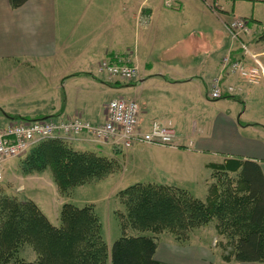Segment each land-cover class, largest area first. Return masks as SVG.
<instances>
[{
  "label": "crops",
  "instance_id": "0c3cea01",
  "mask_svg": "<svg viewBox=\"0 0 264 264\" xmlns=\"http://www.w3.org/2000/svg\"><path fill=\"white\" fill-rule=\"evenodd\" d=\"M227 2L231 0H177L168 6L166 0H28L14 7L10 0H0V65L10 67L8 82L3 78L2 84L7 86V101H23L20 108L4 111L0 121L81 116L101 123L110 99L132 98L140 105L144 128L154 120L170 123L180 145L149 144L169 153L155 152L148 167L153 178L134 183L171 185L194 195L191 186L200 179L189 178L187 168L200 164L205 169L200 199H205L214 167L228 159L258 162L264 175V112L254 104L264 95V80L250 84L222 71L223 56L239 54L225 27L233 15L251 21L247 42L263 64L264 30L259 31L261 23L254 17L236 14L238 1ZM213 3L217 12L207 7ZM115 54L139 67L136 79L124 82L97 74L98 63ZM221 73L223 87L233 85L236 90L211 99V82ZM110 91L113 96L102 101L97 97ZM220 100L227 108L212 112ZM74 141L78 150L113 160L122 150L112 141L86 135ZM16 162L8 160L3 175H11L8 171ZM217 237L213 225L192 230L186 241L171 234L167 249L158 242L155 258L171 264H232L220 246V259L208 256L210 240Z\"/></svg>",
  "mask_w": 264,
  "mask_h": 264
},
{
  "label": "trees",
  "instance_id": "16d2710c",
  "mask_svg": "<svg viewBox=\"0 0 264 264\" xmlns=\"http://www.w3.org/2000/svg\"><path fill=\"white\" fill-rule=\"evenodd\" d=\"M25 159V173L50 171L62 194L116 170L112 158L78 150L59 136L36 143ZM118 202L122 232L108 244L92 204L64 203L54 225L34 201L0 193V264H171L155 258V234L167 231L186 241L192 230L207 225L222 238L226 261L264 264V175L258 162L228 159L216 165L205 199L171 185L134 183L119 191Z\"/></svg>",
  "mask_w": 264,
  "mask_h": 264
},
{
  "label": "built area",
  "instance_id": "2783aa9c",
  "mask_svg": "<svg viewBox=\"0 0 264 264\" xmlns=\"http://www.w3.org/2000/svg\"><path fill=\"white\" fill-rule=\"evenodd\" d=\"M177 0H166L172 6ZM210 8L217 12L218 5ZM225 27L237 45L238 56L228 53L222 58V71L242 77L250 84L264 80V64L254 54L247 42L251 29L245 17L233 15ZM97 74L109 79L132 81L139 75V67L121 55L104 57L97 65ZM222 73L214 77L208 93L211 99H220L225 93H234L233 85L223 87ZM82 135L98 142L112 141L120 148H130L135 143L156 144L177 148V131L170 123L152 121L144 128L140 120V105L132 98L115 97L105 105V118L101 123H93L81 116L71 118H47L27 120L0 125V181L3 179V164L21 157L39 141L50 137L74 138ZM192 145V143H190Z\"/></svg>",
  "mask_w": 264,
  "mask_h": 264
},
{
  "label": "rangeland",
  "instance_id": "374dc122",
  "mask_svg": "<svg viewBox=\"0 0 264 264\" xmlns=\"http://www.w3.org/2000/svg\"><path fill=\"white\" fill-rule=\"evenodd\" d=\"M233 1H238L235 4L236 14H243L249 18L254 17L261 23L259 31L264 30V0H231V3H234ZM231 3L227 2V4ZM207 7L210 8L209 5H207ZM230 13H233L231 9ZM248 37L249 36L246 38ZM8 68L10 67H8L6 64L0 65V116L5 114L4 111L16 106L17 108H20L21 106L19 104H23V101L15 99L7 101V86L5 87L4 84H2V81L3 78H5V81L8 82L7 76L10 75L7 72ZM117 81L121 80L117 79ZM112 86L118 87L121 85L112 84ZM110 95L113 96L111 91L108 92L107 95L106 93L102 94L100 92L98 93L97 97L100 101H102L103 97ZM220 101L221 102H219L217 105H213L210 108L212 112L217 113L219 110H224L227 108V105L223 102L224 100ZM254 104L257 105L260 112L263 113L264 95L256 97ZM240 105L241 104L239 102V106ZM59 119L64 118L59 117ZM14 122L16 121L3 118V120L0 121V125H6ZM74 138L71 137L67 139L75 148ZM115 147L122 149L119 155H117V157L114 159L116 164L115 172L104 179L75 187L71 189L68 194H62L58 190L57 185L53 181L51 172L48 170L41 173H25L24 164L27 154L21 157L13 158L17 160L16 165L14 170H12V168L9 170L8 168V172L11 175H3L4 177L0 181V193L14 196L19 200L34 201L54 225H59L60 223L59 214L64 203L71 202L79 207L92 204L94 205L95 211L99 215L102 222L104 238L108 244H111L115 238L121 235L122 232L119 216L115 214V211L119 207L118 193L120 189L126 188L136 180H151L150 178L153 177H149L151 172L148 170L149 165L152 163L151 156L157 151H162L165 154L169 153L168 148H161L162 150H160L158 146H150L146 143H135L130 148H120L118 146ZM156 147L158 149H155ZM209 159L214 161L213 158ZM187 169H189V178L192 180L195 176L196 178L199 176L200 180L197 179L199 181L195 183L194 187L191 186V189L194 191L195 196L203 198L202 194L204 187L201 183L203 181L202 178L204 177L203 174L205 169L202 165L200 166V164L195 166V168ZM169 234L171 235L172 233L164 231L163 233L155 234L158 238L161 249H167L169 247ZM221 239L222 238L218 236L217 239L210 240L211 248H208V256L213 258L212 260L215 262L216 260L220 259V249L218 247L220 246L219 241L222 242ZM28 258L30 260L35 259V254L30 253ZM232 264L238 263L234 260Z\"/></svg>",
  "mask_w": 264,
  "mask_h": 264
}]
</instances>
